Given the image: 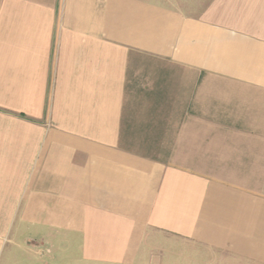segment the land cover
<instances>
[{
  "label": "crops",
  "instance_id": "0c3cea01",
  "mask_svg": "<svg viewBox=\"0 0 264 264\" xmlns=\"http://www.w3.org/2000/svg\"><path fill=\"white\" fill-rule=\"evenodd\" d=\"M22 238L264 264V0H0V264Z\"/></svg>",
  "mask_w": 264,
  "mask_h": 264
},
{
  "label": "rangeland",
  "instance_id": "374dc122",
  "mask_svg": "<svg viewBox=\"0 0 264 264\" xmlns=\"http://www.w3.org/2000/svg\"><path fill=\"white\" fill-rule=\"evenodd\" d=\"M13 244H17L21 246L19 251L16 253L8 254L10 257L8 260L16 259V260H22L26 259L28 262L29 260H33L34 262H37L38 264H74L73 260L77 259L78 252L75 249H72V252L66 251L65 247L61 242H57V240L52 244L47 241L40 240V238H37V240L29 241L26 238L19 239L18 242H13ZM34 245L32 248H28V246ZM31 247V246H30ZM163 252H157L153 253L152 255H148L147 258H145L143 261L148 264H160V259L163 258V260L168 256V248H165ZM7 250H9V246H7ZM7 252L4 253L3 258L5 257ZM176 254L175 260L171 261L166 259V262L164 261V264H189L192 263L190 260L191 256H187V253L184 251L181 252H174ZM150 256V257H149ZM7 257V256H6ZM187 257V258H186ZM177 258V259H176ZM201 259H204L202 257ZM72 261V262H71ZM163 263V262H162ZM161 263V264H162Z\"/></svg>",
  "mask_w": 264,
  "mask_h": 264
}]
</instances>
